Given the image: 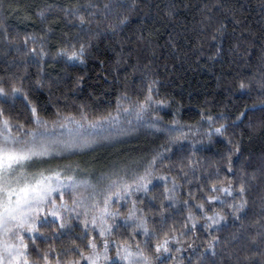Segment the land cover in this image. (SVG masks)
<instances>
[{"label":"trees","instance_id":"1","mask_svg":"<svg viewBox=\"0 0 264 264\" xmlns=\"http://www.w3.org/2000/svg\"><path fill=\"white\" fill-rule=\"evenodd\" d=\"M105 4L112 10L106 11ZM77 8L87 21L83 25L67 11ZM0 24V85L10 90L16 84L28 97H0L14 130L35 127L33 106L48 126L71 118L81 121L82 116L88 124L119 117L110 131L114 137L66 162L90 175L97 199L103 201L108 178L144 175L148 161L162 154L147 177V193L126 200L112 197V208L120 213L116 224L123 225L135 201L150 232L172 240L173 250L156 264H264V0H0ZM37 36L44 39L25 44V37ZM41 44L46 55L37 57L31 49L39 52ZM81 44L84 63L57 55ZM148 87L153 101L163 103H153L150 114L137 120L134 111L123 109L142 101ZM208 116L213 117L212 129ZM221 124L226 136L214 134ZM178 126L186 134L178 141L162 131ZM236 145L240 151L229 172L226 156ZM242 180L248 203L237 220L227 204L240 203ZM229 181L232 196L211 191L213 184L220 188ZM216 195L226 203L209 204L208 197ZM200 203L210 215L214 207L226 219L206 229ZM59 224L41 228L35 245L28 241L33 259L37 245L53 256L59 253L62 260L74 258L64 254L75 246L85 248L80 224L62 229ZM114 239L143 247L145 236L120 227ZM210 242L215 256L208 250Z\"/></svg>","mask_w":264,"mask_h":264},{"label":"snow or ice","instance_id":"2","mask_svg":"<svg viewBox=\"0 0 264 264\" xmlns=\"http://www.w3.org/2000/svg\"><path fill=\"white\" fill-rule=\"evenodd\" d=\"M51 7V6H49ZM89 8H94L96 5L89 4ZM115 7H124L123 4H118ZM131 7H135V3ZM112 5L105 4L104 9L111 11ZM70 15H74L83 25L87 21L80 14L79 9H67ZM38 15L41 19L44 18V11L41 10ZM127 17L121 20L125 23ZM0 27H3L0 24ZM5 31H7L5 29ZM29 39L33 42L43 40L44 37H25V44ZM37 57L46 55L41 44L40 51L35 48L31 49ZM58 56L66 57L69 61H79L84 63L85 45L81 44L79 48L72 45L69 48H62ZM241 88L245 85L241 83ZM24 95L25 100L28 99L27 94L23 92L22 87L12 84L10 90L0 85V97H12ZM153 103L162 104L163 101L154 102L152 96V88L148 87L147 95L142 101H137L132 108H125L123 111H134L137 120H143L145 115L150 114L153 110ZM118 111L120 106L118 105ZM261 107L264 109V100L261 101ZM31 115L35 127L27 132L21 131L24 125H19L15 130L10 118L5 116L2 108H0V264H156L164 253H170L173 249L170 248L172 240L165 234L163 239L154 235L149 230L148 221L143 215H137L136 202H132V207L129 208L124 217L123 225L116 224V218L120 215L118 210L112 208V197L117 199H127L138 192L149 191L148 184L151 182L147 179L151 175V169L156 165L157 159L162 156L158 153L154 155L144 170V175L133 174L128 178V174L123 176L117 174L115 179L108 178L107 187L103 190L104 196L101 202L97 199L95 185H89L87 180L78 178L71 171L70 166H66L63 171L52 170L44 167L50 158L55 155H61L65 151L74 150L77 147L83 148L90 146L94 138L103 130V123L93 122L85 129L82 121L85 117H81V121H75L74 118L69 119L67 123H61V129L67 128L69 136L73 139H62L63 133L58 136L55 131V125L50 129L47 122L40 119L36 107H31ZM244 113H241L243 116ZM119 117H109L108 124L114 125ZM209 128L212 129L213 117L208 116ZM69 123H75L76 127L68 128ZM161 131L162 129H157ZM171 137L173 141H178L186 134L182 126L175 128L163 129ZM227 127L221 124L214 128V134L217 136H226ZM209 139L213 135V131L207 133ZM227 143L232 144V140L228 139ZM239 146H234V150L227 153L228 171H233V155L239 153ZM166 180V177H161ZM253 179L255 176L253 175ZM85 185L91 187L93 191L89 194L90 200L86 198L81 191ZM175 188V180H173V189ZM70 190L73 194L72 206L61 203L57 205L53 197V193L59 192L60 199L63 200L64 190ZM167 190V189H166ZM212 192L225 193L228 196L233 195L232 182L229 181L228 186L217 188L213 184ZM238 191L240 193V203H230L227 207L232 209V214L235 219L240 220L239 215L247 206L245 199L246 184L242 180L239 184ZM236 197H233L235 201ZM219 201L221 205L226 202L221 200L218 195L209 196L208 203L212 204ZM187 203V202H185ZM200 209L203 218L206 221V229H212L218 226L221 221L226 219L220 211H216L213 207L212 214L205 209L204 203L197 205ZM77 208H82L83 213L77 212L79 217L81 214L85 217L83 224L85 226V234L82 239L87 240L85 248L78 245L74 249L65 252V256L71 255L74 258L62 260L59 253L55 256L48 251H42L37 245L35 248V258L29 250L30 241L33 245L36 244L35 233L41 228L47 227L49 224H54L56 219L60 220L59 227H65V217L62 212H75ZM47 210V214L54 219L48 221L45 217L41 219L40 213ZM89 214L91 219L89 220ZM193 217L190 215L189 219ZM91 223L92 232L98 230V237L90 235L88 225ZM120 227H129L133 233H142L145 236L144 246L140 243H129L128 240L117 241L114 239L115 230ZM196 225L193 223L192 228ZM264 228V225L261 226ZM27 234V240H26ZM134 238V237H133ZM215 237L213 240L215 241ZM175 243L180 244V239L175 238ZM115 250V256L111 255V251ZM154 249V250H153ZM212 255L215 256V245L209 243V249ZM175 251L179 252L180 248ZM55 252V249H52ZM87 253V254H86ZM215 264V261L212 262Z\"/></svg>","mask_w":264,"mask_h":264},{"label":"rangeland","instance_id":"3","mask_svg":"<svg viewBox=\"0 0 264 264\" xmlns=\"http://www.w3.org/2000/svg\"><path fill=\"white\" fill-rule=\"evenodd\" d=\"M62 123H67V122L65 121V122H62ZM60 124L55 125L56 134L58 136H60V134L63 133L62 139H65V140L73 139V137L69 136L67 128L61 129L60 126H59ZM83 124L85 126V129H87L88 125L91 124V123L88 124V123L85 122ZM103 125H104V130L98 136H96L94 138V141L91 143L90 146L83 147V148L77 147L74 150L65 151L61 155H55V156H53L52 158H50L48 160V162L44 165V167L52 169V170H61V171H63L66 166H70L71 171L74 172V174L78 178L83 179V180H87L89 182V185H95L94 184L95 182L90 179V175L87 176L81 169H76V167H75L76 165L67 164L66 162L71 161L70 157L73 156L74 154H76L78 152H81V151H84V150H87V149H90L92 146H94V144L102 143L104 141H108V140H110L108 138H110L111 136H113V137L115 136L112 132H110V131H114L111 128H114L115 124L111 125V126L109 124H103ZM53 126H49V128L51 129ZM75 127H76L75 123H69L68 124V128L75 129ZM109 135H111V136H109ZM67 159H70V160H67ZM62 161H63L64 164L65 163L66 164L65 165L62 164ZM90 188L91 187H89L87 185H85L84 187L81 188V191L83 192L84 196L86 198H88L89 200H90L89 194L91 193V192H89ZM65 193L68 194V198H66L64 196L63 200L60 199V193L59 192L53 193L54 199L56 197H58V202L55 200L56 204L60 205L61 203H63V204H66L68 206H72V202H73V198H74L72 192L70 190L65 189L64 190V194ZM77 212L83 213V209L82 208H77L75 212H62L61 213L65 217V228H68L73 223H78V224H80L81 227H83L85 229V226L83 224V220L85 219V217L82 214L78 217L77 214H76ZM40 216H41L42 220L45 217L47 218L48 221H52L54 219L51 215L47 214V210H45L44 212H41ZM88 219L89 220L91 219V214H89ZM55 222L60 223V220L56 219ZM88 230L92 231L91 223H89V225H88ZM96 234L98 236V230L96 231ZM26 238H27V234H26ZM82 264H84V262H82Z\"/></svg>","mask_w":264,"mask_h":264}]
</instances>
